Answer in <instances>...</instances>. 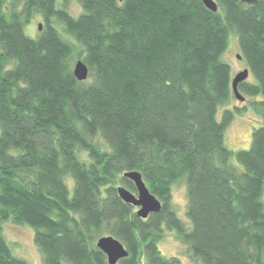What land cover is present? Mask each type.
Returning a JSON list of instances; mask_svg holds the SVG:
<instances>
[{"label": "trees", "instance_id": "trees-1", "mask_svg": "<svg viewBox=\"0 0 264 264\" xmlns=\"http://www.w3.org/2000/svg\"><path fill=\"white\" fill-rule=\"evenodd\" d=\"M76 1L78 16L58 0H0V264H29L5 238L9 220L34 229L44 264H108L104 236L129 252L118 264H182L159 249L166 230L199 264H264V0H213L217 12L203 0ZM233 33L251 100L231 109ZM249 109L262 125L234 152L226 131ZM130 171L163 205L147 219L118 194L137 193ZM180 182L189 226L172 205Z\"/></svg>", "mask_w": 264, "mask_h": 264}, {"label": "rangeland", "instance_id": "rangeland-1", "mask_svg": "<svg viewBox=\"0 0 264 264\" xmlns=\"http://www.w3.org/2000/svg\"><path fill=\"white\" fill-rule=\"evenodd\" d=\"M58 3L60 5L66 4L69 12L75 16H78L82 12V7L76 0H58ZM39 24L43 25L44 21L41 16H35L31 24L25 28L27 35L32 38H37L43 30V26L42 30H39ZM239 55H241V52L238 37L233 33L230 36L229 48L223 55V59L231 66L232 80L239 72L247 68L243 58H238ZM247 80H251V75ZM249 100L251 98L247 96L244 102L235 98L230 102L229 108L234 109V106L244 107ZM261 125V116L251 109L237 114L226 131L225 145L234 152L250 148L252 132ZM232 164L238 166L235 159L232 160ZM67 182L72 192L74 181L69 178ZM172 205L179 218L189 226L190 222L186 217L187 198L184 182H180L173 187ZM3 228L5 238L11 246L14 256L26 260L29 264H44L42 255L35 245L34 229L31 226L27 224L18 225L12 220H9L3 223ZM159 249L166 257L179 258L182 264H199L191 258L187 247L177 239L174 231L166 230L164 239L159 243ZM63 264L68 263L64 261Z\"/></svg>", "mask_w": 264, "mask_h": 264}, {"label": "water", "instance_id": "water-1", "mask_svg": "<svg viewBox=\"0 0 264 264\" xmlns=\"http://www.w3.org/2000/svg\"><path fill=\"white\" fill-rule=\"evenodd\" d=\"M207 8L213 12L218 11V5L213 0H203ZM39 30H42V25L39 24ZM240 58V56H238ZM73 73L76 79L80 82H85L89 78V68L82 61L78 60L73 67ZM250 71L245 68L239 72L232 81V90L237 100L244 102L246 98L239 91V84L249 78ZM124 177L131 180L137 189V193L131 192L123 186L118 187V194L121 199L138 208L137 214L142 219H147L151 214L158 213L162 209L161 201L150 192L146 186L142 175L138 171H130L124 174ZM96 246L107 256L108 264H118L120 260L129 256V252L125 246L113 236H104L98 239Z\"/></svg>", "mask_w": 264, "mask_h": 264}]
</instances>
